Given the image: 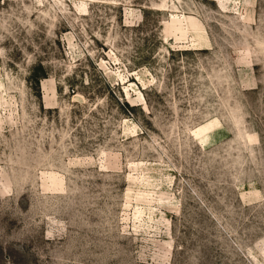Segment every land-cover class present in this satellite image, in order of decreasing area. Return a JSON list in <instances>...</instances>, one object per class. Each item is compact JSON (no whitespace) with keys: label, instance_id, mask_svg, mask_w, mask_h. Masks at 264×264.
<instances>
[{"label":"rangeland","instance_id":"374dc122","mask_svg":"<svg viewBox=\"0 0 264 264\" xmlns=\"http://www.w3.org/2000/svg\"><path fill=\"white\" fill-rule=\"evenodd\" d=\"M0 264H264V0H0Z\"/></svg>","mask_w":264,"mask_h":264}]
</instances>
